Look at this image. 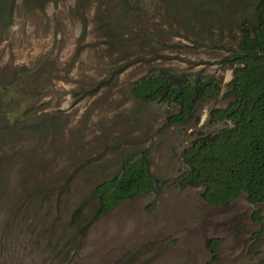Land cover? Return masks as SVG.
<instances>
[{
    "label": "rangeland",
    "instance_id": "374dc122",
    "mask_svg": "<svg viewBox=\"0 0 264 264\" xmlns=\"http://www.w3.org/2000/svg\"><path fill=\"white\" fill-rule=\"evenodd\" d=\"M254 5L48 0L39 8L0 0V264H21L9 257L33 248L25 225L66 224L81 193L141 151L162 191L127 198L96 220L69 264H240L263 256L256 212L264 218V204L242 196L217 205L200 187L171 181L183 170L181 150L223 125L208 111L227 102L232 69L223 60L241 26L254 24ZM154 72L173 85L214 78L221 92L169 123L179 105L131 94ZM213 236L221 238L215 259L204 245Z\"/></svg>",
    "mask_w": 264,
    "mask_h": 264
},
{
    "label": "trees",
    "instance_id": "16d2710c",
    "mask_svg": "<svg viewBox=\"0 0 264 264\" xmlns=\"http://www.w3.org/2000/svg\"><path fill=\"white\" fill-rule=\"evenodd\" d=\"M26 1L41 8L48 0ZM254 14V24L250 28L241 26L236 46L229 49L223 60L232 69L223 94L227 102L208 111L210 122L223 125L211 132L198 133L181 150L183 170L171 178L180 188L200 187L202 199L217 205L242 196L252 204H264V0H255ZM220 92L221 86L214 78L197 76L173 85L167 75L156 72L131 86V94L139 100L179 105L180 112L171 115L169 123L183 122L198 102L216 98ZM162 186L163 182L159 183L150 172L145 151L124 158L113 175L80 194L68 209L66 224L25 225L23 228L31 233L29 242L33 248L23 246L16 250L9 263L18 259L21 264H69L96 220L127 198L160 194ZM40 191L46 198V189ZM4 220L0 208V226H5ZM256 221L258 232L264 234V218L257 212ZM220 244L219 237L205 240L212 259L216 258ZM2 251L0 246V255ZM38 254L45 257L38 260L34 257ZM240 264H264V254L256 261Z\"/></svg>",
    "mask_w": 264,
    "mask_h": 264
}]
</instances>
